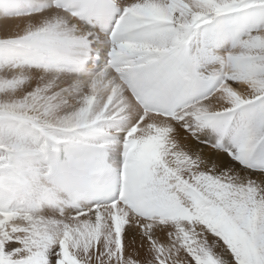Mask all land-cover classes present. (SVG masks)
<instances>
[{
  "label": "bare ground",
  "instance_id": "6f19581e",
  "mask_svg": "<svg viewBox=\"0 0 264 264\" xmlns=\"http://www.w3.org/2000/svg\"><path fill=\"white\" fill-rule=\"evenodd\" d=\"M129 2L142 15L154 17L167 25L165 30L141 44V49H169L177 44L195 23L207 22V29L210 30L207 39H211L210 43L227 61L226 72H234L239 76L236 78L227 73L224 77L226 85L195 106L188 112L187 118L206 112L227 110L246 101H255L264 95V0ZM83 34L77 22L54 9L49 0H0L1 167L9 159L19 160L37 151L36 140L39 138V131L51 135L82 131L94 126L98 115L106 111L103 99L100 97L93 101L90 92L81 83L80 76L55 71L47 61L45 69H41L31 60L23 59L25 55L30 54V49L40 52V55L74 52V46L53 38H77ZM90 86L94 91L97 90L95 85ZM115 96L134 110L133 104L130 100L128 102L121 89L115 91ZM21 122L32 124L33 127ZM244 122L245 113L240 112L234 126L237 124L240 127ZM22 126L23 131L20 130ZM221 129L222 126H219L213 130L214 140H225L235 153H239L241 150L248 152L252 143L264 132V125L261 129L259 124L253 125L249 139L233 144L230 143L229 136L221 133ZM29 137H33L31 144ZM171 138L175 147L172 152L163 155V160L170 166L178 179L175 180L180 182L181 186L185 181L191 186H186L190 187L188 193H170L166 196L167 211L155 218L153 223L139 228L134 225L125 227L121 241L117 242L111 233L110 223L98 220L96 216L89 215L78 220L64 218L63 221L71 225L65 233L66 238H85L86 235L94 233L102 236V239L94 244V248L90 246L89 249L94 264H115V260L118 261L117 264H123V261L124 264H158L157 259L165 264H195V254L192 253L194 249L191 248L192 252L188 248L184 249V241L192 236L191 229H194L192 239L200 245V254L206 253L211 247L216 250L214 255L221 252L217 245L218 237L211 235L205 228L197 227V224L195 226V223L187 224L182 218L186 211L193 215V211L197 210L201 203H198L201 199L196 189L203 191L208 180L212 182L215 178H231L252 189L251 192L256 191L259 196L264 197L263 174L244 170L224 154L196 144L192 137L184 134L181 125L172 126ZM202 139L211 138L205 133ZM181 173L187 174L188 177L182 178ZM208 175L211 178H208ZM176 199H182V210L172 208ZM219 208L222 209L220 204ZM51 214L53 211L50 208H43L40 213L45 220L50 219ZM31 223L29 219H0V226L8 228L33 230ZM218 223L217 226L222 225L223 236L228 242L235 241L236 232L239 233V239L236 238L240 241L239 244L245 237L250 239L242 246L239 245L238 252L232 249L224 250L222 257L213 259L216 264H264V223L261 219L256 218L254 214L245 223V231L242 230L244 225L231 217L219 218ZM250 228L254 229V232H250ZM243 233L244 236H241ZM145 244L147 246L142 249ZM64 245L70 250L69 255L75 254L76 249L70 240L66 239ZM150 247H156L154 253L150 252ZM86 251L82 244L77 254L82 253L83 256Z\"/></svg>",
  "mask_w": 264,
  "mask_h": 264
},
{
  "label": "rangeland",
  "instance_id": "374dc122",
  "mask_svg": "<svg viewBox=\"0 0 264 264\" xmlns=\"http://www.w3.org/2000/svg\"><path fill=\"white\" fill-rule=\"evenodd\" d=\"M251 72H253V70H251ZM261 105H264V100L259 104V108L254 118V125L259 124L260 129L262 125H264V107L261 110ZM180 176L182 178L188 177L187 174L185 175L183 173H181ZM208 178H211V176L208 175ZM185 182L186 183L182 182L183 187L189 185L187 181ZM205 185L206 187L203 191H199L196 189V191L199 192L198 194L201 199L198 202L201 203L199 204L197 210L195 209L193 211V215H189V212L186 211L185 215H183L182 218L187 224L188 222L195 223V226L197 224V227L205 228L211 235L218 237L217 245L221 252L214 255L213 252L215 253L216 250L214 251V247H211L212 249L210 248V250L206 251V253L200 254L198 248L200 247V245H198L195 239H192L194 229H191L192 236L190 235V237H188V240H185L186 242L184 241V249L188 248L189 250H191V252L192 249H194L192 253L195 254V264H216L213 259H215V257H222L224 250L232 249V251L238 252L239 245L242 246L244 242H247L250 239V237H245V240H243L239 244V233L236 232L235 235L237 234V237H234L235 241L231 240L228 242L223 236L222 225L217 226V224H219L218 219L231 217L235 221L237 220V222L240 221V223L244 225L242 227L243 231H245V223H247V221L251 219L254 214L256 218L261 219L264 223V197L259 196L256 191L251 192L252 189L240 183L239 181L232 180L231 178H215L212 179V182H209L208 180ZM189 186H191V184ZM219 204L222 206L221 210L219 208ZM202 205L203 208H201ZM50 216L51 218L47 220H45V218H43L42 216H40L39 219H29L30 223L32 222L30 226H33V230L0 226V264H13L14 262L22 261L25 259L32 260L36 257L42 258L40 264H55V258H58L61 255L63 257V254L59 253V249L57 247L58 243L62 242L64 245L66 239L70 240L74 249H76V251L74 250L75 254H70V258L71 260H73L72 264H86V262L87 264H94L93 258L89 255V249L91 248L90 246L94 248V244L99 242L102 239V236L94 233L93 235H86L85 238H77L75 236L66 238L67 236L65 235V233L67 232V230L69 231V227L71 225L63 221L64 219L55 217L56 215L54 214H51ZM250 232H254V229L250 228ZM242 235L244 236V233L241 234V236ZM110 236L111 235H109L108 238H110ZM248 236H250V234H248ZM185 238L187 239V236ZM82 244H84L85 251L89 250L84 252L85 254L83 253V256L80 252V255L77 254V251H79V246ZM146 246L147 244H145L142 249H144ZM136 249L137 246H135V250ZM155 250L156 247H150L151 253H154ZM69 252L70 250H68V253ZM30 257H32V259ZM79 257L81 258V260ZM115 259L117 258L115 257ZM32 262L36 261L32 260ZM117 262L118 261L115 260V264H117ZM122 263L124 264L125 262L123 261ZM157 263L165 264L160 259H157Z\"/></svg>",
  "mask_w": 264,
  "mask_h": 264
}]
</instances>
